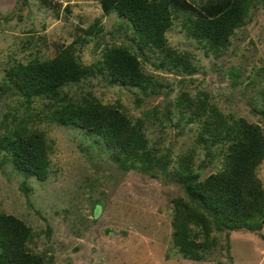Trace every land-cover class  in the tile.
<instances>
[{
  "label": "rangeland",
  "instance_id": "rangeland-1",
  "mask_svg": "<svg viewBox=\"0 0 264 264\" xmlns=\"http://www.w3.org/2000/svg\"><path fill=\"white\" fill-rule=\"evenodd\" d=\"M219 1L186 0L192 8L172 10L165 50L142 46L129 19L106 11L100 0H0V133L6 114L25 109L5 83L7 68L51 58L74 42L75 54L94 71L64 90L90 91L132 120L142 117L147 145L158 157L153 173L123 169L94 131L41 120L47 101L36 99L34 112H42L31 127L44 132L46 176H25L1 150L0 211L26 224V249L42 256V264H264V206L253 219L259 224L249 223L254 228L219 229L208 209L191 202L205 217L186 222L184 238L195 245L183 249L174 241L175 204L187 198L180 178L203 179L224 167L223 126L234 138L229 128L238 121L257 124L264 147V1L255 0L245 22L216 45L188 27ZM112 45L137 52L153 83L142 89L112 79L103 58ZM169 47L187 62L167 56ZM254 173L264 190V157Z\"/></svg>",
  "mask_w": 264,
  "mask_h": 264
},
{
  "label": "trees",
  "instance_id": "trees-1",
  "mask_svg": "<svg viewBox=\"0 0 264 264\" xmlns=\"http://www.w3.org/2000/svg\"><path fill=\"white\" fill-rule=\"evenodd\" d=\"M100 1L106 11L114 9L129 19L142 46L150 43L165 50L164 31L171 23V11L182 8L185 4L193 7L186 0ZM254 2L255 0L219 1L208 10L210 13L198 14L191 20L188 28L192 34L206 38L213 44H225L234 27L245 22L248 8ZM79 39L81 38L77 37L76 41ZM166 55L179 62H187L184 56L170 47ZM103 58L104 66L114 80L142 89L154 81L141 68L137 52L127 46H109L105 49ZM93 67L94 65L82 63L74 52L73 42L51 58L35 59L28 63L18 62L7 68L5 83L18 94L25 109L22 115L6 114L1 121L4 130L0 133V151L3 150L13 167L25 176L35 174L39 178H45L47 172L48 146L44 132L31 127L35 124L34 115L40 118L42 112H34L36 108L33 103L38 98L47 101L41 120L90 129L100 135L123 169L138 167L146 172H154L153 164L157 163L154 157H158L155 150L147 145L142 117L132 120L117 106L101 102L90 91L78 96L64 90L66 84L78 82L93 72ZM185 96L188 98V95ZM183 99L185 100L184 97ZM221 123L223 125V120ZM238 125L239 127L234 124L231 128L227 125L234 138L229 136V132L225 133L223 126L221 140L227 141L228 149L222 169L211 172L203 179H199L197 174L180 178L187 198L178 197L173 224L174 241L183 249V246L186 249L195 245L187 235L184 238L187 220L194 215L201 221L205 219L191 202H196L203 210L208 209L213 224L219 229L254 228L249 223L259 224L258 220L253 219L259 217L257 214L264 206V190L254 170L264 157L263 134L255 123L242 120L241 123L238 121ZM206 128L209 133L208 126ZM162 170L166 171L165 168ZM23 187L27 188L25 185ZM28 235L29 228L22 220L0 211V264H42V256L26 249ZM259 235L264 240L261 232ZM194 255L188 256L197 259L203 257Z\"/></svg>",
  "mask_w": 264,
  "mask_h": 264
}]
</instances>
